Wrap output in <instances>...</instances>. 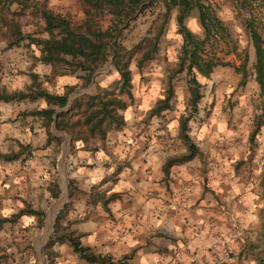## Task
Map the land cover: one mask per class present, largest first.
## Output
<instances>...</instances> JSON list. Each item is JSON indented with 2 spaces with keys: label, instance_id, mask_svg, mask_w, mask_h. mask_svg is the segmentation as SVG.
I'll use <instances>...</instances> for the list:
<instances>
[{
  "label": "crops",
  "instance_id": "crops-1",
  "mask_svg": "<svg viewBox=\"0 0 264 264\" xmlns=\"http://www.w3.org/2000/svg\"><path fill=\"white\" fill-rule=\"evenodd\" d=\"M251 82L260 101L259 113L247 110L252 115L248 134L239 148L231 149L229 154L223 145L217 149L211 142L220 134L227 144L234 138L232 129L225 126L226 133L218 127L209 132L201 129L197 134L200 140L195 141L190 137V121L186 134L196 154L163 171L168 158L186 153L187 146L178 134L181 115L173 130H165L162 138V128L155 131L131 122V104L123 112L122 129L109 132L101 145H93V151L84 150L81 143L75 142L74 151L69 146L71 155L66 151L62 156V139L60 155L46 158L50 163L47 170L52 172L54 161L53 170L57 171V163L65 159L67 169L72 171L69 181L74 190L67 220L71 222L70 229L79 235L80 246L93 255L108 258L109 264H252L245 249L257 240L264 213V124L249 139L255 118L264 122V94L258 93L253 78ZM24 83L29 86L30 81ZM21 103L32 102H0V144L8 141L12 145L0 149V155L17 152L19 145H28L32 152V158L26 161H21L23 155L10 162L0 160V220L23 209L42 212L41 128L39 121L25 115L42 107L17 111L16 106ZM150 109L148 117L153 118L149 116ZM66 142L69 143L68 138ZM173 142L181 143L180 152L170 145ZM91 187H97L104 198L116 197L104 206L97 203L91 207ZM3 227L12 240L7 244L9 249L0 252V264L43 263L41 246L27 247L21 241L26 229L32 231L34 238L38 236L36 230L41 227L35 228L34 217L21 215L12 222L0 223V229ZM225 251L230 255L228 260L223 258ZM51 252L52 264H89L66 243L55 244Z\"/></svg>",
  "mask_w": 264,
  "mask_h": 264
},
{
  "label": "trees",
  "instance_id": "trees-1",
  "mask_svg": "<svg viewBox=\"0 0 264 264\" xmlns=\"http://www.w3.org/2000/svg\"><path fill=\"white\" fill-rule=\"evenodd\" d=\"M260 2L264 10V0ZM209 0H75L79 18L62 16L52 11L47 0H0V41L4 42L5 49H16L21 46L32 48L37 55H32L31 65L48 68L43 75L45 81L54 78L74 76L79 86L86 87L94 82L98 74L94 72L106 64L117 75V80L109 87L97 85L94 93L75 96L66 110L68 96L75 86H63L62 94H55L42 88L37 73L28 74L30 84L24 90L7 91L0 85V102H22L41 100L44 106L40 109L27 112L39 121L41 134L44 138L43 149L53 146L57 149L61 136L51 132L55 131L68 138L69 146L79 142L83 149L93 151L95 144H102L107 134L118 131L124 126L123 112L131 104V71L133 63L136 70L155 59L159 50V41L170 17L172 9L177 10V33L180 36V52L173 69L168 75L170 83L177 76L184 74L185 85L190 93L188 113L178 119V134L186 144V153L178 157L168 158L163 171L172 165L181 164L190 160L196 154L188 135V123L197 113V105L201 99L200 84L197 76L207 78L218 65L214 54L209 56L206 47L212 46L217 40L227 35L226 28L215 17L209 5ZM160 4L161 11L156 15L155 23L145 35L131 46H124L120 37L130 23L136 19L146 8ZM195 11L202 37L192 34L183 24L184 17ZM21 18L26 19V25L35 27L34 32L24 33ZM107 19L106 25H101ZM247 33L253 48L254 61L252 78L258 87V93L264 94V40L254 28L247 25ZM244 75V74H243ZM128 100L125 101L124 98ZM172 90L168 88L165 96L149 111V116H160L161 112L172 108ZM264 122L255 118L253 130L249 141L257 133ZM23 155L21 161L32 158L28 145L18 146V151L7 155H0L1 161H14ZM71 155V151L68 154ZM55 169L54 161L51 163ZM74 186L72 181L68 185V202L58 212L52 233L42 248L46 264H52L51 248L55 244L66 243L79 259L89 264H109L108 258L93 255L88 249L80 246L79 235L70 229L67 214L71 208L70 198ZM50 198L58 195L56 182L50 184L48 189ZM116 196L109 195L104 198L97 190L91 187V207L97 203L104 206ZM21 215H30L35 219V228L42 226L43 212H34L23 209L9 218H3L0 223L12 222ZM260 234L254 242H250L245 252L249 254L252 264H264V213L259 230Z\"/></svg>",
  "mask_w": 264,
  "mask_h": 264
},
{
  "label": "rangeland",
  "instance_id": "rangeland-1",
  "mask_svg": "<svg viewBox=\"0 0 264 264\" xmlns=\"http://www.w3.org/2000/svg\"><path fill=\"white\" fill-rule=\"evenodd\" d=\"M47 2L52 11L62 16L75 19L80 16L75 0H65L62 3L55 0H47ZM208 3L213 9L215 17L226 28L227 35L224 39L219 38L212 46L206 47V53L209 56L214 54L218 60V65L207 78L197 76V80L201 84L199 91L202 97L198 103V114L189 123L190 137L197 141L198 139L200 140L197 134L201 129H206V132H209L218 127L224 132L225 130L223 129L227 126L228 130L232 129L233 140H229L226 144L224 136L221 137L219 134L217 137H213L211 145L217 149L223 145L224 152L229 154L239 148V143L248 134L247 127L252 115L249 116L247 110L251 108L256 112L260 103L253 93L254 88L251 82L254 55L247 33V25L252 26L261 39L264 40V10L257 0H209ZM160 11V4L146 8L130 23L129 28L122 33L120 37L121 43L126 47L136 43L154 25L156 15ZM176 17L177 10L172 9L164 33L160 38L159 50L155 59L146 63L140 71L135 69L133 63L129 67L131 71L130 92L132 96V100L130 101L131 122H137L142 128H153L155 131L157 128H162V138L166 134L165 130H173V127L177 125V118L180 115L188 113L187 102L190 97V93L186 89L184 74L177 76L170 83L168 82V75L176 63L181 45L180 36L177 33ZM107 19L105 18L102 21L101 25L103 27L106 25ZM25 22L26 19L21 18V23L23 24L22 31L24 33L34 32L35 27L26 25ZM183 24L192 34L200 38L202 37V31L195 11H190L184 17ZM32 55H37V52L32 48L21 46L16 49H5L4 42L0 41V85L2 84L1 86L7 91H12L14 88L17 90L18 87L20 90H24L27 87L24 81L29 82L28 74L34 72L38 74V80L42 88L49 92L62 94L64 91L63 86H75L70 93L74 98L80 94L94 93L97 85L99 87H109L117 80L116 73L109 67V64H106L104 65L106 68L97 73L98 77L96 80L86 87L79 86V81L74 76L45 81L43 75L47 73L48 68L39 65L32 66ZM241 74H244V76ZM242 78L244 80L241 83ZM168 88L172 90L173 94V98L171 99L172 110L169 113H162V117L159 118L148 117V110L165 96ZM124 99L128 102L126 98ZM12 106L10 105L9 108L16 111ZM43 106L42 102L40 104L38 102L21 103L16 106V109L20 111L23 108L25 110ZM10 109L8 110L10 111ZM257 113H259V110ZM41 140L43 143V136H41ZM257 140V137L254 138L256 145ZM64 145L65 152L69 151V143L66 142ZM170 145L175 147L178 152L182 149L179 142H173ZM256 145L254 146L256 147ZM10 146L12 147V145L8 144V141H2L0 149L3 150ZM71 151H74L73 147ZM60 153L61 146L57 150L53 146L46 150L43 149L40 161L42 169L43 195L41 207L43 220L41 229L36 230L38 233L36 238L31 235L32 231L28 232L27 229L25 236L21 237L22 243L26 244L27 247L29 244L32 248L35 247L36 249L41 246L42 250L48 240L47 233L50 228L52 215L57 210V205L59 203L62 204L63 200H65V203L68 201L65 198L64 187L65 181L69 184L72 171L67 169L66 160L62 159L60 161L61 164L57 163V171L52 169V172H49L50 163L47 161L50 156H59ZM52 182H56L58 185V195L55 199L50 198L48 191ZM5 229L6 227L0 229V236L3 237L0 240V252L3 251L4 253L9 249L7 245L9 240H12L7 236ZM14 239L17 240L16 235ZM15 242L21 247V243ZM42 260V264L47 263L44 255ZM1 264L6 263L3 261Z\"/></svg>",
  "mask_w": 264,
  "mask_h": 264
},
{
  "label": "water",
  "instance_id": "water-1",
  "mask_svg": "<svg viewBox=\"0 0 264 264\" xmlns=\"http://www.w3.org/2000/svg\"><path fill=\"white\" fill-rule=\"evenodd\" d=\"M105 68H106V66L101 67L100 69L96 70V71L94 72L93 75L97 74L99 71H101V70H103V69H105ZM72 99H73V95L70 94V95L68 96V103H67V106H66V108H64V109H62V110H66V109L69 107V105H70ZM51 132H52L55 136H61V137L63 138V143H62V145H64V143H65L66 140H67V137H66L65 135H63V134H61V133L55 131L54 128H53V125L51 126ZM64 155H65V151L63 152L62 156H64ZM61 171H62V173H63V170H62V169H61ZM63 174H64V173H63ZM64 190H65V198H67V196H68V194H67V191H68V182H67V181H65V187H64ZM64 203H65V200L62 202L61 206H60V207L55 211V213L52 215L51 223H50V226H49L50 228H52V226H53V224H54V221H55V218H56L58 212L62 209ZM51 230H52V229H51ZM51 230H50V232H51ZM48 237H49V236H47V239H48Z\"/></svg>",
  "mask_w": 264,
  "mask_h": 264
},
{
  "label": "built area",
  "instance_id": "built-area-1",
  "mask_svg": "<svg viewBox=\"0 0 264 264\" xmlns=\"http://www.w3.org/2000/svg\"><path fill=\"white\" fill-rule=\"evenodd\" d=\"M216 245H217V244L215 243V244L212 245V247L215 248ZM229 256H230V255H229V252H228V251H225V252L223 253V258H224V259L228 260V259H229Z\"/></svg>",
  "mask_w": 264,
  "mask_h": 264
},
{
  "label": "bare ground",
  "instance_id": "bare-ground-1",
  "mask_svg": "<svg viewBox=\"0 0 264 264\" xmlns=\"http://www.w3.org/2000/svg\"><path fill=\"white\" fill-rule=\"evenodd\" d=\"M60 204H61V203H59V204L57 205V208H56V209H58V208H59Z\"/></svg>",
  "mask_w": 264,
  "mask_h": 264
}]
</instances>
